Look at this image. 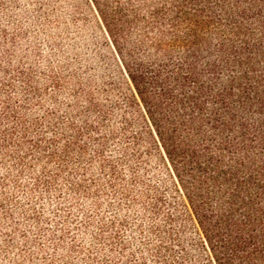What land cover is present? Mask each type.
Here are the masks:
<instances>
[{
  "label": "trees",
  "instance_id": "16d2710c",
  "mask_svg": "<svg viewBox=\"0 0 264 264\" xmlns=\"http://www.w3.org/2000/svg\"><path fill=\"white\" fill-rule=\"evenodd\" d=\"M107 2L96 0L100 7L91 8L124 76L126 104L138 115L140 131L131 138L137 147L148 144L176 199H160L168 208L163 218L192 231L191 264L238 258L264 264V0H177L165 10L175 32L172 25L153 27L163 35L137 32L134 40L120 23L130 13L109 10ZM168 72L178 78L175 90L158 79ZM194 79L201 81L199 95L179 92V84L196 88ZM222 100L235 121L207 117L204 130L211 139L194 153L184 140L189 125L206 117L212 101L221 107ZM170 237L183 251L177 236Z\"/></svg>",
  "mask_w": 264,
  "mask_h": 264
},
{
  "label": "snow or ice",
  "instance_id": "6c2138e0",
  "mask_svg": "<svg viewBox=\"0 0 264 264\" xmlns=\"http://www.w3.org/2000/svg\"><path fill=\"white\" fill-rule=\"evenodd\" d=\"M73 2L79 5L81 0ZM82 2L87 7H100L96 0ZM176 2L109 0L105 7L121 15L130 13L131 19L124 16L120 23L130 28L133 36L143 32L147 37L163 35L150 31L153 27L159 30L161 26L172 25V31H176L175 22L165 16V10L170 12ZM156 20L158 24H153ZM180 27L183 29V25ZM195 27L198 26L193 22V30ZM194 75L198 77L203 73ZM158 79L164 81L162 87L170 90L177 87L176 74L168 72ZM192 82L196 88L179 84V92L199 95L197 89L201 81ZM80 88L79 84L61 88L64 96L69 93L76 96L73 107L67 111H63L62 105L54 108L51 124L43 129L33 121L37 131L27 138L31 141L27 147L17 140L23 152L21 154L20 149L14 152L15 172L24 177L21 185L24 191L14 192L6 187L0 193V201L4 209L16 200L24 206L15 213L0 210L8 217L0 228V251L5 256L11 254L15 258L13 264H176L175 256L169 260L167 254L161 255L147 233L141 237L143 229L136 227L141 223L139 218L150 212L147 193L138 187L143 184L147 189L148 185L137 168V147L126 139L119 114L107 106L110 102L101 93L93 94L91 90L77 95ZM51 104L49 100L46 106ZM211 104L206 109V117L198 124H190L185 133L186 146L194 153L206 138L211 139L204 130L207 117L221 121L231 117L235 121L233 110L224 105L223 100L221 107H217L215 101ZM9 148H5V152ZM208 151L204 148L205 153ZM3 175L11 179L6 171ZM133 189L139 193L134 203L139 202L140 197L144 202H139L138 210L133 209L134 215H125L121 207L127 208ZM227 264H247V261L238 258L235 262L228 260Z\"/></svg>",
  "mask_w": 264,
  "mask_h": 264
},
{
  "label": "rangeland",
  "instance_id": "374dc122",
  "mask_svg": "<svg viewBox=\"0 0 264 264\" xmlns=\"http://www.w3.org/2000/svg\"><path fill=\"white\" fill-rule=\"evenodd\" d=\"M67 84L81 85L77 95L86 90L101 93L110 102L107 106L119 114L126 139L135 144L131 137L140 131L138 115L126 104L124 76L92 8L84 6L82 0L79 5L73 0H0V193L6 187L14 192L24 191L21 187L24 177L15 172L14 152L20 149L17 140L27 147L31 143L27 138L37 131L33 121L43 129L51 124L54 108L62 105L63 111H67L73 107L76 96L71 93L64 96L60 91ZM49 100L52 104L46 106ZM5 148L9 151L5 152ZM147 148L144 141L137 147V168L148 185L147 189L143 184L138 187L147 193L150 212L139 218L141 223L136 227L143 229L141 237L147 233L161 255L167 254L169 260L175 256L176 264H191L196 257L188 242L192 231L180 223L171 226L163 218L168 208L161 205L160 199L167 203L176 199L166 172L156 155L147 153ZM5 171L11 179H6ZM137 196L139 193L133 189L127 208L121 207L125 215H134L133 209L138 210L139 202H144L140 197L134 203ZM23 206L16 200L4 209L0 201V210L6 212L15 213ZM157 208L160 215L155 212ZM3 211L0 228L8 218ZM170 234L177 236L183 251L176 247ZM14 259L0 251V264H13Z\"/></svg>",
  "mask_w": 264,
  "mask_h": 264
}]
</instances>
